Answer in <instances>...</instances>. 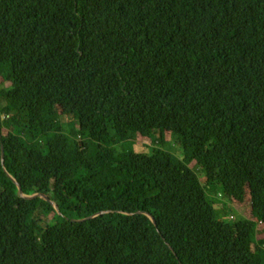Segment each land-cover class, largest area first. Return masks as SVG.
I'll use <instances>...</instances> for the list:
<instances>
[{"label": "trees", "instance_id": "1", "mask_svg": "<svg viewBox=\"0 0 264 264\" xmlns=\"http://www.w3.org/2000/svg\"><path fill=\"white\" fill-rule=\"evenodd\" d=\"M0 58V264H264V0H0Z\"/></svg>", "mask_w": 264, "mask_h": 264}, {"label": "rangeland", "instance_id": "2", "mask_svg": "<svg viewBox=\"0 0 264 264\" xmlns=\"http://www.w3.org/2000/svg\"><path fill=\"white\" fill-rule=\"evenodd\" d=\"M0 60H2V58H0ZM0 82H3L2 79ZM1 87L3 88L2 85ZM59 113L62 121H64L65 123H70L73 121V118L71 117L70 114L71 107L68 104L64 105V107H62L59 110ZM165 135L166 137L164 138V140L166 144L164 149L170 150V152L175 154L178 158H182L183 157L182 148L179 145H176V142L174 141L170 133L166 132ZM155 139H156L155 135H152L149 138L142 137L139 135V137L135 139L134 144L132 141L131 142L132 145L125 143V144H121L120 147L121 148L124 147L125 149H132L135 152H139V153L140 152L151 153L153 152L154 147L157 146L156 145L157 141ZM188 167L197 175V177L199 178L202 184L203 182L206 181V174L196 161H192L188 163ZM217 199L222 200L221 197H218ZM224 203H228V202L224 201L223 203L218 204L216 208L220 213L219 218L221 220H224L225 222H232L231 220L232 216L235 218V220H238L240 218H247L250 216L249 201H247L244 205H234V206L224 205Z\"/></svg>", "mask_w": 264, "mask_h": 264}, {"label": "water", "instance_id": "3", "mask_svg": "<svg viewBox=\"0 0 264 264\" xmlns=\"http://www.w3.org/2000/svg\"><path fill=\"white\" fill-rule=\"evenodd\" d=\"M1 155H2V164H3L4 163V158H5V154H4L3 147H2ZM12 180L17 185V187L19 189V195H20V197H22L24 199H29V200L35 199V198H38V197L44 198L47 202H50L54 206V208L57 210V212L59 214L61 213L60 210H59V208H58V206L55 203L51 202L50 198L47 195H44V194H36V195H33V196H27V195L24 194V192H23L21 186L18 184V182L16 180H14L13 178H12ZM90 218H92V217H89L88 219H90ZM150 218H151V220H153L155 222V220L152 217H150ZM80 221H83V220H80ZM73 222H77V220H73Z\"/></svg>", "mask_w": 264, "mask_h": 264}]
</instances>
